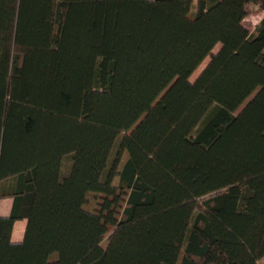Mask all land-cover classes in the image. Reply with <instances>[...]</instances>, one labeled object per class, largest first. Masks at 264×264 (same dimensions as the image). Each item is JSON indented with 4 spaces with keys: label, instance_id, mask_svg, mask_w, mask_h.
<instances>
[{
    "label": "trees",
    "instance_id": "16d2710c",
    "mask_svg": "<svg viewBox=\"0 0 264 264\" xmlns=\"http://www.w3.org/2000/svg\"><path fill=\"white\" fill-rule=\"evenodd\" d=\"M252 6L264 0H0V264H260Z\"/></svg>",
    "mask_w": 264,
    "mask_h": 264
},
{
    "label": "rangeland",
    "instance_id": "374dc122",
    "mask_svg": "<svg viewBox=\"0 0 264 264\" xmlns=\"http://www.w3.org/2000/svg\"><path fill=\"white\" fill-rule=\"evenodd\" d=\"M264 17V11L260 10L259 8L257 7H250L249 8V11H248V15L247 17L245 18V20L243 21V25L250 31V32H253L254 29L256 28V26L258 25V23L260 22V20ZM220 49V45H217L212 53H217ZM210 61V57L208 56L204 62L199 66V68L194 72V74L191 76L190 80L191 81H194L198 76L199 74L203 71V69L206 67V65L209 63ZM258 92L255 91L240 107L239 109L236 111V114H238L239 112L242 111V109L246 106V104L255 96V94ZM161 97V96H160ZM160 97L158 98V100L160 99ZM135 128V126L129 131L127 132V134L131 133L132 130ZM121 136L117 139L116 141V144L114 146V149L112 151V154H111V160H113L117 153L119 152V143H120V139H121ZM128 158V153L126 151H123L121 153V160L119 162V165L117 167V171H120L123 164L125 163V161L127 160ZM69 158L65 160V172L67 171L68 169V166H69ZM111 164H112V161H111ZM118 181H119V178L118 176L114 177L113 179V185H118ZM99 201H100V194L99 193H95V192H89L87 194V201H86V204H85V208L88 210V211H96L97 207H98V204H99ZM11 205V198H2L0 199V214H2L3 211L7 210V208H9V206ZM17 231L19 233H21L22 229H18L17 228ZM109 234L110 232L107 233L106 235V238L105 240L103 241L102 243V246L103 247H106V244H107V239L109 237ZM260 264H264V258H262L260 260Z\"/></svg>",
    "mask_w": 264,
    "mask_h": 264
},
{
    "label": "crops",
    "instance_id": "0c3cea01",
    "mask_svg": "<svg viewBox=\"0 0 264 264\" xmlns=\"http://www.w3.org/2000/svg\"><path fill=\"white\" fill-rule=\"evenodd\" d=\"M11 204H12V199H11ZM10 208H11V205L9 206V208H7V210L3 211L2 214H0V215H4V216L8 215L10 212ZM26 223H27L26 219L16 221V223L14 224V229H13V233H12V241L13 242L17 243V242H21L23 240L25 228H26ZM17 228L22 229L21 233H19L17 231Z\"/></svg>",
    "mask_w": 264,
    "mask_h": 264
},
{
    "label": "water",
    "instance_id": "95a60500",
    "mask_svg": "<svg viewBox=\"0 0 264 264\" xmlns=\"http://www.w3.org/2000/svg\"><path fill=\"white\" fill-rule=\"evenodd\" d=\"M212 54H215V53H212Z\"/></svg>",
    "mask_w": 264,
    "mask_h": 264
}]
</instances>
